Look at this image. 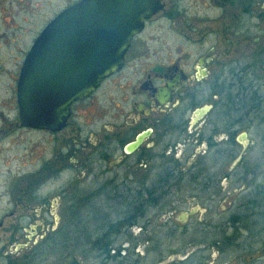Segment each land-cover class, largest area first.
Here are the masks:
<instances>
[{"label": "flooded vegetation", "instance_id": "flooded-vegetation-1", "mask_svg": "<svg viewBox=\"0 0 264 264\" xmlns=\"http://www.w3.org/2000/svg\"><path fill=\"white\" fill-rule=\"evenodd\" d=\"M12 2L0 0V134L17 126L43 133L52 148L40 172L45 178L0 219V264H43L44 248L63 237L75 238L79 255L60 264H145L162 229L169 255L157 264H264V191L238 198L227 218L194 203H212L223 197L224 181L240 184L259 173L246 156L257 105L264 106V0H160L163 8L133 36L121 67L69 106L57 132L22 126L17 87L34 41L65 8L32 39L31 5L11 10ZM161 21L172 31L149 32ZM68 171L78 187L60 185L54 200L42 185L35 191ZM85 179L86 195L68 191L80 194ZM182 199L188 202L177 212ZM84 204L101 219L98 230L76 229ZM161 214L170 221L159 227L154 218ZM95 251L98 257L87 255ZM133 255L143 260L130 263Z\"/></svg>", "mask_w": 264, "mask_h": 264}, {"label": "water", "instance_id": "water-1", "mask_svg": "<svg viewBox=\"0 0 264 264\" xmlns=\"http://www.w3.org/2000/svg\"><path fill=\"white\" fill-rule=\"evenodd\" d=\"M162 8L160 0H80L56 15L34 41L21 72L22 126L61 130L69 106L121 67L133 36Z\"/></svg>", "mask_w": 264, "mask_h": 264}, {"label": "rangeland", "instance_id": "rangeland-1", "mask_svg": "<svg viewBox=\"0 0 264 264\" xmlns=\"http://www.w3.org/2000/svg\"><path fill=\"white\" fill-rule=\"evenodd\" d=\"M18 1H22L20 5L18 4ZM76 1L77 0H61L60 2L52 0H31V2H29V0H13L9 7L11 8V10H17L18 7L21 6L23 3L25 5H31L30 38L32 37V39H34L49 20H51L62 9L66 8L67 6ZM10 8L5 9V12L7 11L6 14L9 13ZM160 23L162 27L160 30H156V23L155 29H149V32H154L155 34H157L158 32L172 31L170 22L168 23L161 21ZM261 94H263V92ZM262 105L263 104H258V109L256 108L258 112H256L257 117L255 129L251 127L248 132V138L251 140L250 143L253 144L250 145V152L246 156V160L249 162V164L252 167L255 166L254 168H256V172H259L257 173L256 179H251L248 182H243L240 184L224 181L222 184L224 190L223 197L218 200H214L212 203H204V201H194V203L199 207L208 210H213L214 208L216 212H219L220 210L227 212L229 208L237 207V203L239 202L238 198H244L247 193H252V195H255L256 198H258L259 196H257V193L264 191V106ZM8 116L11 117L10 121L12 122L16 119L13 114H10ZM1 124L2 120H0V128ZM59 137L63 140L65 139L64 137ZM49 139L50 138L46 137V135H44L43 133L34 131L26 132L19 129L17 126L13 131H9L6 134H0V219L4 213H6L9 209H12L13 203H18V201L23 202L25 200V196L29 191L28 187L35 179L40 180L41 182V178H45V175H40V172L42 169L43 160L46 159L48 155H50V149L52 148V145L51 147L48 146V144H50L48 141ZM69 171L62 174V176L60 177H56L53 180H49V177H47V182H45L46 179H44L42 183L35 187V191H38V188L40 187V185H42V188L39 191L48 192L47 197L49 199L54 200L55 197L59 194L58 189L60 185L63 186L69 183V186L73 185L74 188L78 187L80 184H78L77 181L71 179L74 182H70L71 173ZM90 190V183L87 179H85L83 181V184L81 185L80 194L77 193L75 189L70 190V188H68V191L70 193H75L76 197H82L86 195V193ZM67 199L68 197L66 199H62L64 201V204L61 205L62 209L67 206L65 201ZM175 201L179 202L178 204H176V207L178 208L177 212L185 209L186 204L184 205L183 202H188V200L186 199H182L181 201ZM18 204L20 207L21 203ZM32 204L35 206L38 205V203L34 201H32ZM96 205H98V202H96ZM260 206L264 207V205ZM80 207H83L85 210L79 216L81 224L77 222L78 228L76 229L93 230V228H95L96 230H98L100 224H102V221L98 215H94L96 212L94 213L91 206L88 204L80 205ZM97 207L104 208V202L100 200V204ZM191 207H193V203H191ZM62 213H64V210H62ZM230 213L231 212H227L224 217L227 218L228 214ZM168 215L169 214H161L155 216L154 224L156 226L162 227V224L170 221L168 220ZM59 218L60 223L65 224L67 222L66 220L68 216L62 215ZM111 218H113V222L115 220V217ZM257 218H260V216H257ZM47 221L51 222V219L48 218ZM136 228L137 227H134L130 231V234H132V239L129 252H131L132 250L134 251V249H136V247H133L136 244L137 240V237L134 236L135 234L137 235ZM158 239L161 241V243L159 244V246H157V251H155L152 255L151 253H149L146 258L143 257L144 260L141 259L142 257H139L138 259L133 255L130 263L137 260H143L145 264H157V260L168 256L169 250L167 247L168 242L166 236V229L160 230ZM74 240V237L59 238L54 246L44 248L43 254L47 257V260L43 264H60L62 263V259L64 258L63 256H78L79 254L74 252ZM122 241L123 239L118 240L116 243L112 244L113 246L111 248V254L114 251L116 253L117 250H121ZM80 250L82 251V249ZM158 253L162 256H157ZM87 255L90 257H98V253L96 251L95 253L91 252ZM92 264L108 263H103L102 260L95 259V262Z\"/></svg>", "mask_w": 264, "mask_h": 264}]
</instances>
